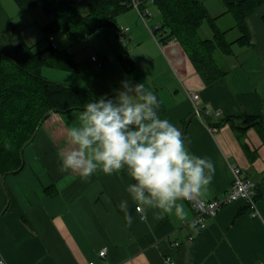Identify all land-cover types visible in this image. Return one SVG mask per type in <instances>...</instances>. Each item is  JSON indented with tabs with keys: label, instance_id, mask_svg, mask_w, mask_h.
I'll use <instances>...</instances> for the list:
<instances>
[{
	"label": "crops",
	"instance_id": "1",
	"mask_svg": "<svg viewBox=\"0 0 264 264\" xmlns=\"http://www.w3.org/2000/svg\"><path fill=\"white\" fill-rule=\"evenodd\" d=\"M201 1L216 26L226 31L225 37L234 41L231 53H215L225 75L206 83L176 37L162 40L167 32H155L146 20L154 17L152 3L143 17L135 7L117 16L118 32L122 25L129 31L118 34L121 49L115 45L111 56L103 53L106 67L111 70L115 61L126 63L127 81L144 83L157 96L159 115L182 131L188 151L214 163L215 174L202 199L225 195L231 166L236 164L256 181L255 208L245 199L225 203L203 230H197L190 223L193 209L188 201L183 202L185 220L174 214L157 219L155 209L138 213L126 191L135 183L126 169L112 175L97 171L87 179L60 171L59 153L68 147L66 130L78 125L82 111L75 109L58 117L51 114L43 122L24 148L21 170L5 176L7 193L0 173V259L7 264H164L168 255L176 264H264V2L246 18L249 38L238 42L234 39L241 32L227 11L228 4L237 0ZM204 24L210 29L204 37L212 38L214 29L208 20L201 29ZM28 38L18 30L6 0H0V48L7 51L22 41L31 45ZM115 75L111 71L104 90L89 91L90 95L115 93L122 82ZM192 93L199 97L194 99ZM196 107H209L210 112L198 115ZM247 115L260 122L241 125V117ZM210 124H218L217 130L211 131ZM51 185L53 194L45 190ZM122 200L128 201L131 226L118 207ZM190 234L195 238L186 243ZM175 240L183 243L172 246ZM104 248L106 253L100 256Z\"/></svg>",
	"mask_w": 264,
	"mask_h": 264
},
{
	"label": "trees",
	"instance_id": "2",
	"mask_svg": "<svg viewBox=\"0 0 264 264\" xmlns=\"http://www.w3.org/2000/svg\"><path fill=\"white\" fill-rule=\"evenodd\" d=\"M23 11L41 4L52 19L43 26L48 37L56 30H63L70 42L87 37L105 26H118L117 16L139 2L141 11L154 4L161 16L160 25L154 30L166 31L162 39L176 37L183 45L202 79L210 84L225 75L226 70L215 58V53L232 52V41L225 37V30L216 26L201 0H86V11L82 12L67 0H14ZM264 0H237L228 4L227 11L236 21L241 34L234 39L243 42L249 38L246 18ZM208 20L214 29L212 38L202 36L201 27ZM49 40V39H48ZM50 42V41H49ZM67 52L59 51L50 42L34 51L33 45L22 41L10 50L0 48V173L10 174L21 170L20 150L34 134L46 112L65 113L83 109L84 105L97 98L78 87L69 86L46 78L42 66H64L62 57ZM61 60V61H59ZM127 64L124 66L127 69ZM114 96V95H111ZM109 96V97H111ZM52 112V113H53ZM160 112V108L158 113ZM243 124L258 123L256 116H242ZM235 118H226L224 121ZM254 123V124H255ZM218 126V124H216ZM23 167V166H22ZM18 169V170H16ZM16 170V171H14ZM45 190L53 194L55 186ZM257 199V194L255 196Z\"/></svg>",
	"mask_w": 264,
	"mask_h": 264
},
{
	"label": "clouds",
	"instance_id": "3",
	"mask_svg": "<svg viewBox=\"0 0 264 264\" xmlns=\"http://www.w3.org/2000/svg\"><path fill=\"white\" fill-rule=\"evenodd\" d=\"M159 108L160 101L144 83L127 80L114 96L87 102L78 125L66 130L68 147L59 153L60 171L87 179L97 171L112 175L126 169L135 181L126 191L138 213L155 209L157 219L174 214L185 220L183 202L206 195L215 165L188 151L182 131L161 118ZM118 207L131 226L128 201L122 200ZM165 264L174 262L168 257Z\"/></svg>",
	"mask_w": 264,
	"mask_h": 264
},
{
	"label": "rangeland",
	"instance_id": "4",
	"mask_svg": "<svg viewBox=\"0 0 264 264\" xmlns=\"http://www.w3.org/2000/svg\"><path fill=\"white\" fill-rule=\"evenodd\" d=\"M67 1L72 2L82 12L86 11V0ZM6 8L14 16L18 30L20 32L22 31L23 34L28 35V40L31 45H33L34 51H38L50 43L47 33L42 30V26L52 19V15L45 13L41 4L35 6L31 11L24 12L14 0H6ZM140 11L141 10H139V12ZM152 12L154 17L146 16V20H148V25L154 30L156 29L155 25L160 24L161 16L156 7L152 6L151 13ZM209 31L210 29L208 26L204 24L203 29H201L202 36H205ZM107 32L110 33L109 36L114 35V37H111L110 39L109 36L105 34ZM103 33L108 36V38L105 37ZM119 33L117 26L108 25L105 26L103 32L102 30L97 29L87 37L70 42L63 30L53 31L51 34L55 38L54 44L56 45V48L59 51L67 52V55L62 57V61H64V66L66 67L44 65L42 66L43 76L69 86L78 87L85 90L87 93L96 90L97 94H100L104 90V83H107L111 71L115 72V76L121 78V81L128 80L130 77L123 72V70L127 71L123 63L115 61L116 64L113 63L112 69H109V71L106 67L108 61H105L103 54L105 53L111 56L113 49H116L115 45H118L121 49L120 45L122 44V39L119 38ZM209 35L210 32L207 36ZM230 38H232V34L230 35ZM124 41L126 44L129 40ZM217 54L222 55L220 53ZM93 55H96L105 61L102 64L103 67L97 66L96 60L92 59ZM58 114L60 113H52L55 117H58Z\"/></svg>",
	"mask_w": 264,
	"mask_h": 264
},
{
	"label": "built area",
	"instance_id": "5",
	"mask_svg": "<svg viewBox=\"0 0 264 264\" xmlns=\"http://www.w3.org/2000/svg\"><path fill=\"white\" fill-rule=\"evenodd\" d=\"M153 0H151L152 2ZM134 7L139 11V2L135 1L134 2ZM142 17L145 16L144 11H140ZM158 26H156L157 28ZM129 31L128 26L122 25L120 27V34L126 35ZM49 41L52 43L53 47H56L54 44V36L50 35L48 37ZM93 60H96L98 66L102 65V59L97 57L96 55L92 56ZM192 97L194 99H197L199 97L198 93H192ZM210 112V108L206 107L205 109L200 110L198 107H196V113L198 115H207ZM210 130L211 131H216L217 126L210 124ZM232 179L230 184L227 187L226 193L223 197L221 198H214L211 200H193V201H188L193 209V217L190 221V223L197 228V230H203L207 224H208V219L215 217L218 212L220 211L221 207L228 202L237 200V199H245L248 201L249 205L251 208H255L256 205V181L251 179L245 172L243 168L240 166L233 164L232 166ZM144 213V212H142ZM195 235H188L186 239V243H190L194 240ZM183 242L179 240H175L171 243L172 246H179ZM106 253V249H102L99 252L100 256H104ZM170 257L168 255H165L163 262L165 264L166 259ZM174 264H176L175 261H173ZM0 264H7L6 261L1 258L0 259ZM88 264H94V261H89Z\"/></svg>",
	"mask_w": 264,
	"mask_h": 264
},
{
	"label": "water",
	"instance_id": "6",
	"mask_svg": "<svg viewBox=\"0 0 264 264\" xmlns=\"http://www.w3.org/2000/svg\"><path fill=\"white\" fill-rule=\"evenodd\" d=\"M111 95H115V93H108V94H106V95H104V96H111ZM52 112H53V110H50V111H48V112H46L45 114H44V116H43V119H47L51 114H52ZM191 118V116L189 117V119ZM188 119V120H189ZM42 121L39 123V126L37 127V129L35 130V132H34V134L29 138V140L22 146V148H21V150H20V156H21V161H22V163H21V166L18 168V169H20V168H22V166H23V164H24V148L34 139V137H35V135H36V133L38 132V130H39V128H40V126L42 125ZM255 122H252V123H249V124H243V123H240L241 125H243V126H250V125H253ZM18 169H16V170H18ZM16 170H14V171H16ZM3 177H2V181H3V187H4V189L6 190V186H5V184H4V179H5V176H6V174H3L2 175ZM6 193H7V190H6ZM8 204H9V201L7 202V204H6V206H5V208L4 209H6L7 208V206H8Z\"/></svg>",
	"mask_w": 264,
	"mask_h": 264
}]
</instances>
